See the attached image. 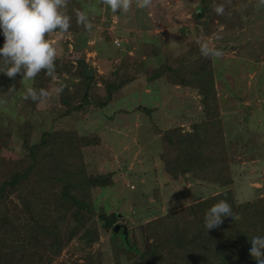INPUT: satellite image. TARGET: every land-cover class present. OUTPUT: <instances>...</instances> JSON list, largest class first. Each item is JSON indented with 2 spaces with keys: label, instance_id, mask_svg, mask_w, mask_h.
I'll use <instances>...</instances> for the list:
<instances>
[{
  "label": "rangeland",
  "instance_id": "374dc122",
  "mask_svg": "<svg viewBox=\"0 0 264 264\" xmlns=\"http://www.w3.org/2000/svg\"><path fill=\"white\" fill-rule=\"evenodd\" d=\"M67 4L66 0V8ZM199 6V0H152L150 7L141 9L132 0L127 12L113 14L102 0H72L71 8L85 12L92 29L78 35H47L66 70H74L75 59L84 58L96 83L95 97L103 96L97 90L107 84L130 78L104 109L84 106L63 118L66 108L54 78L45 84L46 100L30 114L34 140L50 128L97 135L100 142L84 148V161L92 175L111 174V183L94 188L92 198L119 217L112 233L101 230L99 240L88 247L71 241L52 264H136L135 250L127 243L132 249L146 248L145 223L225 190L190 176L172 180L159 157L164 131L189 130L201 115V105L188 89L163 80L147 85L145 73L167 57L173 60L185 53L192 43L222 52L212 59L232 164L233 182L226 189L237 203L264 196V7L257 2L250 9L224 11L206 18L205 26ZM63 78L75 84L78 80L68 73ZM30 82L21 78L19 90L0 102L3 129L18 128V119L27 115L23 98ZM11 136V151L3 154L15 158L20 140L13 132ZM122 227L128 228L127 239Z\"/></svg>",
  "mask_w": 264,
  "mask_h": 264
},
{
  "label": "trees",
  "instance_id": "16d2710c",
  "mask_svg": "<svg viewBox=\"0 0 264 264\" xmlns=\"http://www.w3.org/2000/svg\"><path fill=\"white\" fill-rule=\"evenodd\" d=\"M199 1V18L205 26L206 18L216 15L214 3L224 4V11L230 13L250 9L259 2ZM67 2L65 12L71 17L70 28L63 34L53 33L86 32L76 23L72 0ZM212 58L203 56L200 47L192 43L185 53L173 60L167 57L157 68L147 70L145 79L151 86L163 80L188 89L199 97L201 105V115L193 120L189 130L173 127L161 136L159 157L166 175L172 180L190 176L202 184L211 183L225 190L145 223L146 248L132 249L127 243L130 250H135L136 264H255L248 254L249 241L254 235H264V196L237 203L232 191L226 189L233 182L232 164L223 136L221 97L215 89ZM75 60L74 70L68 71L55 59V78L59 87L63 86L60 98L66 108L62 118L84 106L104 109L114 94L130 82V78L111 82L97 90L102 97H95L94 76H84V68L88 67L84 58ZM63 73L78 79L77 83L66 81ZM21 78L19 74L14 78L0 74V102L19 90ZM53 79L42 70L30 85L36 90L45 89V84ZM45 100L33 102L23 98L28 113L22 115L23 120L18 119V128L5 130L0 124V264H52L71 241L88 247L99 240L101 230L112 233L119 220L116 213L108 214L92 198L94 188L111 183V174L92 175L84 161V148L97 145L100 142L97 135L79 136L73 131L50 128L33 139L30 114ZM12 132L20 140L15 158L3 154L11 151ZM220 200L229 204L239 220H225L219 228L206 232L204 213Z\"/></svg>",
  "mask_w": 264,
  "mask_h": 264
},
{
  "label": "clouds",
  "instance_id": "9594fccd",
  "mask_svg": "<svg viewBox=\"0 0 264 264\" xmlns=\"http://www.w3.org/2000/svg\"><path fill=\"white\" fill-rule=\"evenodd\" d=\"M111 13L119 10L125 13L129 10L132 0H102ZM152 0H136V7L144 9L150 7ZM264 7V0H259ZM66 0H0V36L3 44L0 46V74L8 78L16 75L22 81H31L42 70L46 76L55 78V59L57 49L46 37L48 34L68 32L71 17L66 14ZM213 11L217 15L224 13V4H215ZM76 23L86 30L92 29L88 15L83 11H76ZM203 56L219 57L222 52L209 48L206 43L200 46ZM63 86L56 89L59 93ZM49 95L41 88L36 90L28 87L24 98L33 102L42 101ZM238 221L239 216L233 213L229 204L220 200L211 206L203 216V227L208 232L219 228L225 220ZM251 247L249 256L255 264H264V235H254L249 241Z\"/></svg>",
  "mask_w": 264,
  "mask_h": 264
},
{
  "label": "water",
  "instance_id": "95a60500",
  "mask_svg": "<svg viewBox=\"0 0 264 264\" xmlns=\"http://www.w3.org/2000/svg\"><path fill=\"white\" fill-rule=\"evenodd\" d=\"M214 49H216V48H214ZM91 75H92L91 71L84 68V76L90 77ZM123 231H124L123 234H124L125 238L127 239V230L125 227L123 228Z\"/></svg>",
  "mask_w": 264,
  "mask_h": 264
}]
</instances>
